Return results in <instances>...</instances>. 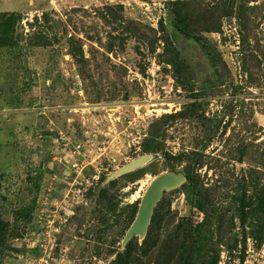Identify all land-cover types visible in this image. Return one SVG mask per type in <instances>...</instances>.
<instances>
[{"label":"rangeland","instance_id":"1","mask_svg":"<svg viewBox=\"0 0 264 264\" xmlns=\"http://www.w3.org/2000/svg\"><path fill=\"white\" fill-rule=\"evenodd\" d=\"M0 14V264H117L129 241V264H264V0H0Z\"/></svg>","mask_w":264,"mask_h":264},{"label":"trees","instance_id":"2","mask_svg":"<svg viewBox=\"0 0 264 264\" xmlns=\"http://www.w3.org/2000/svg\"><path fill=\"white\" fill-rule=\"evenodd\" d=\"M170 13L172 14V16L174 17L175 22L178 24V28H181L182 30L188 32L187 30V26H183V22L186 21L187 17L184 15L183 11L181 10V8H171L170 9ZM2 15L0 14V17ZM188 179V177H186ZM257 212L260 214V223L259 224H253L252 228L253 230H258L259 231V238L260 240L263 237L264 234V193H262V195L260 196V199L258 200V206L256 208ZM240 220L243 222L244 221V212H243V208H240ZM159 220L155 219V215L152 216V219L150 221V225L147 229L146 235L144 237V239L142 240V244H141V252H140V257H146L147 254L153 250L156 246H157V242H158V233L157 232H153L154 228H156L155 224L158 223ZM196 235L198 237H202L203 235H205V229L204 227H202V229H200L198 232H196ZM255 238V236H254ZM199 244V242H197ZM201 247L198 246L196 247V250L193 251L194 253H198L200 251ZM135 249L133 248L132 242L129 241L126 246L125 249L123 250L122 253L117 255V264H129L131 262H133L135 260Z\"/></svg>","mask_w":264,"mask_h":264},{"label":"water","instance_id":"3","mask_svg":"<svg viewBox=\"0 0 264 264\" xmlns=\"http://www.w3.org/2000/svg\"><path fill=\"white\" fill-rule=\"evenodd\" d=\"M175 182L176 177L172 174L162 175L154 180V182L150 185V187L144 194L137 212V216L126 233V242L129 241L132 236L139 234L145 230L152 212V208L157 201L161 191L164 188L174 184Z\"/></svg>","mask_w":264,"mask_h":264},{"label":"built area","instance_id":"4","mask_svg":"<svg viewBox=\"0 0 264 264\" xmlns=\"http://www.w3.org/2000/svg\"><path fill=\"white\" fill-rule=\"evenodd\" d=\"M64 140H67V137L64 136ZM67 142V141H66ZM65 146H68V143H65ZM67 152L71 155V156H75L74 158H84L85 155L83 154V152H81V144H72L70 146L67 147ZM83 162V161H82ZM73 166L75 168L79 167L80 165L78 164V161L74 162Z\"/></svg>","mask_w":264,"mask_h":264},{"label":"bare ground","instance_id":"5","mask_svg":"<svg viewBox=\"0 0 264 264\" xmlns=\"http://www.w3.org/2000/svg\"><path fill=\"white\" fill-rule=\"evenodd\" d=\"M137 162L133 163V164H136Z\"/></svg>","mask_w":264,"mask_h":264}]
</instances>
